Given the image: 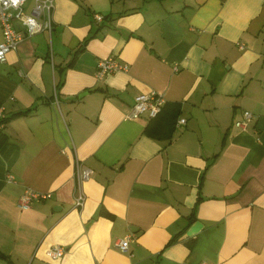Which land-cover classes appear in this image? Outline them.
Returning a JSON list of instances; mask_svg holds the SVG:
<instances>
[{
  "label": "crops",
  "instance_id": "crops-1",
  "mask_svg": "<svg viewBox=\"0 0 264 264\" xmlns=\"http://www.w3.org/2000/svg\"><path fill=\"white\" fill-rule=\"evenodd\" d=\"M52 15L0 61V264H264V0H54ZM108 55L128 68L98 79ZM150 89L157 115L127 117ZM76 158L93 169L78 207ZM27 187L52 194L22 209Z\"/></svg>",
  "mask_w": 264,
  "mask_h": 264
},
{
  "label": "built area",
  "instance_id": "built-area-1",
  "mask_svg": "<svg viewBox=\"0 0 264 264\" xmlns=\"http://www.w3.org/2000/svg\"><path fill=\"white\" fill-rule=\"evenodd\" d=\"M26 0H19L13 3V0H0V24L2 29V39L0 40V61L5 60L6 53L14 49L22 38L23 34H31L41 30H52L54 0H33L30 12L24 10ZM97 20L102 18L100 13H94ZM18 18L24 25V31H17L13 27L12 20ZM243 46V43H239ZM128 64L118 60L114 55L101 57L97 61L95 71L96 77L102 78L106 73L115 70H127ZM176 68V67H175ZM166 99L161 91L150 89L147 92H139L134 96L132 104L129 106L126 116L134 118L145 114L147 117H153L161 110ZM253 114L249 110H243L241 119L235 120V124L245 128L247 123L252 119ZM185 118L181 117L178 122L183 123ZM93 173V169L84 165L78 158L74 162V187H73V205L81 206L85 200L83 182ZM8 174V178L11 179ZM51 191H38L30 187L25 188L18 198L20 208H28L35 200L45 199L51 196ZM134 233H126L123 237L115 242V245L122 251L127 250L129 240ZM64 252L61 245L52 246L48 253L52 256H59ZM194 264H216L206 260H201Z\"/></svg>",
  "mask_w": 264,
  "mask_h": 264
},
{
  "label": "trees",
  "instance_id": "trees-1",
  "mask_svg": "<svg viewBox=\"0 0 264 264\" xmlns=\"http://www.w3.org/2000/svg\"><path fill=\"white\" fill-rule=\"evenodd\" d=\"M6 121V117L0 116V147L6 142L7 140V134L3 131V125ZM0 256L5 257L3 254H0Z\"/></svg>",
  "mask_w": 264,
  "mask_h": 264
},
{
  "label": "clouds",
  "instance_id": "clouds-1",
  "mask_svg": "<svg viewBox=\"0 0 264 264\" xmlns=\"http://www.w3.org/2000/svg\"><path fill=\"white\" fill-rule=\"evenodd\" d=\"M19 2V0H13V3L15 4V3H18Z\"/></svg>",
  "mask_w": 264,
  "mask_h": 264
}]
</instances>
